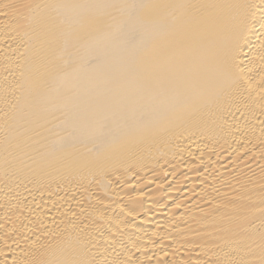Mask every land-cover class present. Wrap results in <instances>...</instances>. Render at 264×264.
<instances>
[{
    "label": "bare ground",
    "instance_id": "1",
    "mask_svg": "<svg viewBox=\"0 0 264 264\" xmlns=\"http://www.w3.org/2000/svg\"><path fill=\"white\" fill-rule=\"evenodd\" d=\"M0 264H264V0H0Z\"/></svg>",
    "mask_w": 264,
    "mask_h": 264
}]
</instances>
